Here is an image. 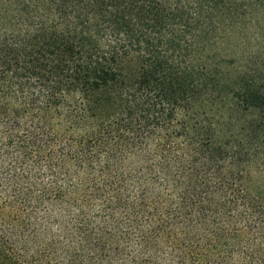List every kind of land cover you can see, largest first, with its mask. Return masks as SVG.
Here are the masks:
<instances>
[{
	"label": "trees",
	"instance_id": "trees-1",
	"mask_svg": "<svg viewBox=\"0 0 264 264\" xmlns=\"http://www.w3.org/2000/svg\"><path fill=\"white\" fill-rule=\"evenodd\" d=\"M0 264H264V0H0Z\"/></svg>",
	"mask_w": 264,
	"mask_h": 264
},
{
	"label": "rangeland",
	"instance_id": "rangeland-1",
	"mask_svg": "<svg viewBox=\"0 0 264 264\" xmlns=\"http://www.w3.org/2000/svg\"><path fill=\"white\" fill-rule=\"evenodd\" d=\"M234 52V49H232L231 48V50H228L227 48H224L223 50H222V52L224 53V54H228L229 52Z\"/></svg>",
	"mask_w": 264,
	"mask_h": 264
}]
</instances>
